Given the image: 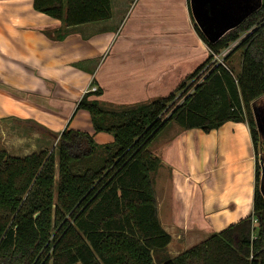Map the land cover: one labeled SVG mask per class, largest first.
Listing matches in <instances>:
<instances>
[{"label":"trees","instance_id":"trees-1","mask_svg":"<svg viewBox=\"0 0 264 264\" xmlns=\"http://www.w3.org/2000/svg\"><path fill=\"white\" fill-rule=\"evenodd\" d=\"M34 8L62 23L59 39L113 15L111 0H34ZM195 29L209 55L169 95L121 107L91 99L100 88L83 95L76 111H88L94 131L113 135L112 143L67 128L52 151L0 150V264H264L262 143L252 108L264 95V0L216 42ZM239 50L237 71L230 59ZM171 121L205 132L244 122L256 156L253 213L174 257L154 187L161 160L150 151Z\"/></svg>","mask_w":264,"mask_h":264},{"label":"crops","instance_id":"crops-1","mask_svg":"<svg viewBox=\"0 0 264 264\" xmlns=\"http://www.w3.org/2000/svg\"><path fill=\"white\" fill-rule=\"evenodd\" d=\"M111 4L110 19L71 27L59 39L62 23L35 10L34 0H0V150L15 157L49 150L67 128L112 143L113 135L94 131L88 111H76L87 91L102 89L91 99L108 106L146 103L169 95L208 57L192 0ZM252 108L263 151L264 95ZM156 137L154 187L170 256L253 213L256 156L246 123Z\"/></svg>","mask_w":264,"mask_h":264},{"label":"water","instance_id":"water-1","mask_svg":"<svg viewBox=\"0 0 264 264\" xmlns=\"http://www.w3.org/2000/svg\"><path fill=\"white\" fill-rule=\"evenodd\" d=\"M250 2L252 3L251 0H192L194 15L210 42L218 41L257 8L259 2L257 5H250ZM260 189L264 195V165ZM38 215L39 213L36 214Z\"/></svg>","mask_w":264,"mask_h":264},{"label":"rangeland","instance_id":"rangeland-1","mask_svg":"<svg viewBox=\"0 0 264 264\" xmlns=\"http://www.w3.org/2000/svg\"><path fill=\"white\" fill-rule=\"evenodd\" d=\"M252 1V3L255 5L256 3H258L260 0H251ZM251 2H250V5L252 4ZM247 6V5H246ZM224 26H226V25H224ZM236 46V44H233L232 46H231V48L230 49H228V50H225V51H223V53L221 54V55H218V56H216V58H215V61H217V62H222L223 61V59H224V57L232 50V49H234V47ZM241 62H242V50H239V51H237L232 57H231V59H230V65L231 66H233V67H235L236 68V70L237 71H239L240 70V68H241ZM80 122H81V118H78L76 121H75V123L73 124V125H78V124H80ZM72 125V126H73ZM178 127H180L175 121H171L159 134H158V136L161 134V135H165V134H167V133H169L171 130H173V129H176V128H178ZM83 131V130H82ZM95 139V138H94ZM156 139H157V137L154 139V141H156ZM55 144L56 143H54L53 144V146H52V149H49L50 151H52V150H54L55 148H56V146H55ZM103 145V144H102ZM29 156V155H28ZM261 157L263 158V161H264V150L263 151H261V153L259 154V162L261 161ZM96 158H98V157H96ZM261 163V162H260ZM261 165V164H260ZM261 169H262V166H261ZM58 179V173L56 174V180ZM156 259L159 261V259H161V256H156ZM156 264H159V262L158 263H156Z\"/></svg>","mask_w":264,"mask_h":264},{"label":"built area","instance_id":"built-area-1","mask_svg":"<svg viewBox=\"0 0 264 264\" xmlns=\"http://www.w3.org/2000/svg\"><path fill=\"white\" fill-rule=\"evenodd\" d=\"M94 90H96V88H95ZM255 222H256V221H255Z\"/></svg>","mask_w":264,"mask_h":264}]
</instances>
